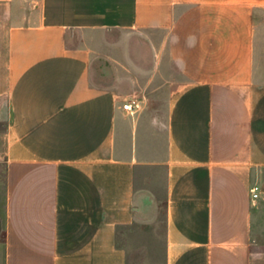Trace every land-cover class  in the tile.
I'll return each instance as SVG.
<instances>
[{"label": "crops", "instance_id": "crops-1", "mask_svg": "<svg viewBox=\"0 0 264 264\" xmlns=\"http://www.w3.org/2000/svg\"><path fill=\"white\" fill-rule=\"evenodd\" d=\"M0 123V264H264V0H0Z\"/></svg>", "mask_w": 264, "mask_h": 264}, {"label": "built area", "instance_id": "built-area-1", "mask_svg": "<svg viewBox=\"0 0 264 264\" xmlns=\"http://www.w3.org/2000/svg\"><path fill=\"white\" fill-rule=\"evenodd\" d=\"M139 106L140 103L135 98L129 99L124 103V108L129 109L130 111H134ZM251 192H252V202L255 203L259 196V185L258 184L253 185L251 187Z\"/></svg>", "mask_w": 264, "mask_h": 264}, {"label": "rangeland", "instance_id": "rangeland-1", "mask_svg": "<svg viewBox=\"0 0 264 264\" xmlns=\"http://www.w3.org/2000/svg\"><path fill=\"white\" fill-rule=\"evenodd\" d=\"M0 128L3 129L4 128V125L2 123H0ZM138 249V248H137ZM136 249V250H137ZM140 256V255H139Z\"/></svg>", "mask_w": 264, "mask_h": 264}]
</instances>
